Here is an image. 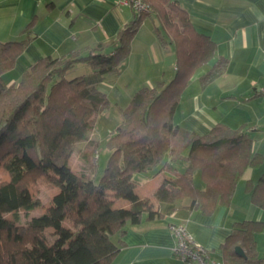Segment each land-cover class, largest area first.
I'll return each instance as SVG.
<instances>
[{
    "label": "trees",
    "instance_id": "obj_1",
    "mask_svg": "<svg viewBox=\"0 0 264 264\" xmlns=\"http://www.w3.org/2000/svg\"><path fill=\"white\" fill-rule=\"evenodd\" d=\"M144 1L149 10L137 12L115 38L60 56H42L17 81L7 82L4 75L14 69L27 41H0V163L9 174V179L0 180V264H113L121 249L117 235L126 231L127 223L140 222L145 213L163 214L152 198L174 202L188 197L189 207L210 214L218 204L231 203L240 175L260 160L244 126L219 122L200 133L176 123L182 92L195 71L214 57L216 43L196 30L177 0ZM152 13L158 18L155 28L160 38L176 46V74L167 82L144 85L133 95L107 138L111 152L97 177L98 162L91 149L99 153L100 140L89 139L87 133L95 127L93 115L109 102L98 83L104 73L120 69L135 33ZM79 62L90 64L101 76L68 77ZM228 62L219 56L200 76L202 86L225 72ZM81 140L90 152L82 155L86 166L75 171L69 158L74 143ZM196 171L204 187L196 185ZM160 172L154 192L140 196L138 185ZM39 175L48 176L59 189L48 207L22 225L20 209L29 215L41 205L29 191ZM251 189L252 201L264 208V173ZM119 199L130 200V206H115ZM10 212L12 218L7 216ZM47 228L53 229L52 241L44 234ZM263 228V220L234 224L222 243L228 264L261 261L255 233ZM238 244L245 256L236 252Z\"/></svg>",
    "mask_w": 264,
    "mask_h": 264
},
{
    "label": "crops",
    "instance_id": "obj_2",
    "mask_svg": "<svg viewBox=\"0 0 264 264\" xmlns=\"http://www.w3.org/2000/svg\"><path fill=\"white\" fill-rule=\"evenodd\" d=\"M177 1L188 12L196 30L209 35L216 43V54L195 71L182 92L174 116L176 123L185 130L200 133H207L219 122L232 128L244 126L252 138V151L260 160L240 175L231 203L218 204L210 214L189 207L188 197L174 202L152 198L155 209L163 214L147 217L145 213L140 222L127 223L126 231L117 235L121 249L113 264H187L174 251L178 236L173 227L178 224L185 225L193 240L208 250L219 264H228L222 243L233 231L234 224L249 219L264 221V208L251 197V187L264 173V94L261 91L264 86V0ZM134 16L129 4L120 0H0V41H27L14 69L6 72L4 78L7 82L17 81L29 64L42 56H60L115 38ZM156 19L158 22L157 15ZM138 31L132 42L139 39ZM154 38L151 32L148 40L154 42ZM161 42L165 50H156L161 57L167 53L176 57L165 65V71L157 74L167 82L172 79L164 78L168 67L177 71L178 54L173 42L166 38H161ZM219 56L229 61L226 71L202 86L200 76ZM158 81L145 85H156ZM198 173L201 185H196L204 187ZM162 175L160 172L143 180L137 187L140 196L152 194ZM119 202L123 206L131 204L128 199ZM255 237L257 257L262 258L256 264H264V228L256 232Z\"/></svg>",
    "mask_w": 264,
    "mask_h": 264
},
{
    "label": "rangeland",
    "instance_id": "obj_3",
    "mask_svg": "<svg viewBox=\"0 0 264 264\" xmlns=\"http://www.w3.org/2000/svg\"><path fill=\"white\" fill-rule=\"evenodd\" d=\"M133 11L135 15L138 14L134 9ZM134 18L135 16L132 18V20ZM156 20V15L154 13L146 15V17L143 19L140 26L141 28L138 31L139 35L137 38L139 39H136V42H132V53L130 51L131 54L119 62L120 69L118 71L106 72L103 74V76H101L99 72L94 71V68L90 64L79 62L67 74V76L70 78L80 74L87 76L88 78L92 74H96L97 77H103L98 83V86L101 90L106 92L109 102L102 111L93 115L92 120L95 122V127L90 129L87 133L89 139L100 140L98 149L99 153L97 152V156H94L97 154L96 150L91 149L93 152V160H97L98 162L96 171L97 177L102 175L111 152V149L107 144V138H109L110 134L121 122L122 112L125 108L130 106L133 95L146 83L150 84V81L162 79L163 77H157V74H161L163 70H166L165 65L167 63L170 64L171 61L176 60V57L174 56L175 54L172 55L167 53L165 57H161V54L156 51H160V48L165 50V47L162 45L161 38H159V35L155 31L154 25L155 22H157ZM151 32H153L155 36L153 39L154 42H150L148 40ZM172 51H174L173 48ZM30 65L31 64H29V66ZM168 68V72H166V75L164 74V78L171 79L175 76L174 74H176V71L173 72L172 68ZM85 144V140L74 143L73 152L69 158V164L75 171H80L86 166V162L82 155L86 151L90 152V148L87 149ZM197 176H199L198 171L195 172V181L197 185H201L199 183L201 179ZM140 177L143 178V176ZM6 179H9V174L4 169L2 163H0V180ZM58 189L59 188L49 179L48 176L39 175V177L29 185V191L34 198L40 199L41 205L31 210L29 215L26 214L24 209H20V218L18 222L24 225L27 220L32 217V215L41 213L46 207L50 205L52 197L58 191ZM119 200L115 202V206L117 205V207L122 206L126 208L129 207L123 206L124 204H120L122 201L119 202ZM7 216L12 218L13 213L10 212L7 214ZM67 223L70 224L69 222ZM52 230V228H47L44 231V234L49 241H52L53 239V235L51 234Z\"/></svg>",
    "mask_w": 264,
    "mask_h": 264
},
{
    "label": "built area",
    "instance_id": "obj_4",
    "mask_svg": "<svg viewBox=\"0 0 264 264\" xmlns=\"http://www.w3.org/2000/svg\"><path fill=\"white\" fill-rule=\"evenodd\" d=\"M120 2L129 4L136 12L149 10L144 0H120ZM261 91L264 94V86ZM173 228L178 236L174 251L187 264H219L208 250L193 240L185 225H175Z\"/></svg>",
    "mask_w": 264,
    "mask_h": 264
},
{
    "label": "water",
    "instance_id": "obj_5",
    "mask_svg": "<svg viewBox=\"0 0 264 264\" xmlns=\"http://www.w3.org/2000/svg\"><path fill=\"white\" fill-rule=\"evenodd\" d=\"M236 252L242 256H245L246 253H245V250L243 249V247L241 245H237L236 246Z\"/></svg>",
    "mask_w": 264,
    "mask_h": 264
}]
</instances>
